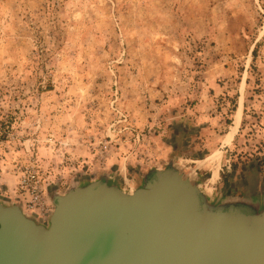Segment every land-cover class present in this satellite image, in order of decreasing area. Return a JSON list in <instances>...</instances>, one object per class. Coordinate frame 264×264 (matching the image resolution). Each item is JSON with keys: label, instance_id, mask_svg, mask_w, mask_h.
<instances>
[{"label": "rangeland", "instance_id": "obj_1", "mask_svg": "<svg viewBox=\"0 0 264 264\" xmlns=\"http://www.w3.org/2000/svg\"><path fill=\"white\" fill-rule=\"evenodd\" d=\"M31 165L48 198L172 165L262 206L264 0H0L1 202Z\"/></svg>", "mask_w": 264, "mask_h": 264}, {"label": "water", "instance_id": "obj_2", "mask_svg": "<svg viewBox=\"0 0 264 264\" xmlns=\"http://www.w3.org/2000/svg\"><path fill=\"white\" fill-rule=\"evenodd\" d=\"M50 200L46 223L0 201V264H264V202L214 203L172 165L130 191L102 176Z\"/></svg>", "mask_w": 264, "mask_h": 264}, {"label": "built area", "instance_id": "obj_3", "mask_svg": "<svg viewBox=\"0 0 264 264\" xmlns=\"http://www.w3.org/2000/svg\"><path fill=\"white\" fill-rule=\"evenodd\" d=\"M18 204L23 212L40 223H46L53 204L45 194L41 176L34 165L26 166L18 177Z\"/></svg>", "mask_w": 264, "mask_h": 264}, {"label": "bare ground", "instance_id": "obj_4", "mask_svg": "<svg viewBox=\"0 0 264 264\" xmlns=\"http://www.w3.org/2000/svg\"><path fill=\"white\" fill-rule=\"evenodd\" d=\"M240 104L241 103H239L237 109L234 112L233 122L225 134L223 144L226 143L230 139V137L235 134V132L237 130L238 123H239L240 117H241V105ZM220 153H221L220 149L214 150L210 155L204 157L203 159L195 160V163H198V164H201L204 162L211 163V175L208 179V183H213V181L217 177V171L219 168L218 163H219ZM188 174L190 175V177L193 178V175L191 173H188Z\"/></svg>", "mask_w": 264, "mask_h": 264}, {"label": "crops", "instance_id": "obj_5", "mask_svg": "<svg viewBox=\"0 0 264 264\" xmlns=\"http://www.w3.org/2000/svg\"><path fill=\"white\" fill-rule=\"evenodd\" d=\"M198 159H202V158H198ZM198 159H194V160H198ZM192 160L194 166H193V173L196 175V171H201V170H205V168H207L206 164H202V165H197L195 164V161ZM217 177H219V172H217ZM204 186V187H203ZM201 189L204 191V193L210 198L213 194V187L212 186H206L203 184H200ZM216 194V193H214ZM220 196L222 198V203L225 204H233V202L235 201H231V200H235L234 198H238L237 195H235L233 192H230L229 190L226 191H222L220 192ZM211 199V198H210ZM3 201V200H2ZM224 201V202H223ZM4 202V201H3ZM230 202V203H229ZM232 202V203H231Z\"/></svg>", "mask_w": 264, "mask_h": 264}, {"label": "flooded vegetation", "instance_id": "obj_6", "mask_svg": "<svg viewBox=\"0 0 264 264\" xmlns=\"http://www.w3.org/2000/svg\"><path fill=\"white\" fill-rule=\"evenodd\" d=\"M222 204H225V203H222ZM233 204H236V203H233Z\"/></svg>", "mask_w": 264, "mask_h": 264}]
</instances>
